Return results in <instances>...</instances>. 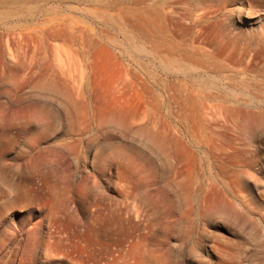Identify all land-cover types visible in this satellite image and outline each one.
Returning <instances> with one entry per match:
<instances>
[{"label":"rangeland","instance_id":"rangeland-1","mask_svg":"<svg viewBox=\"0 0 264 264\" xmlns=\"http://www.w3.org/2000/svg\"><path fill=\"white\" fill-rule=\"evenodd\" d=\"M0 264H264V0H0Z\"/></svg>","mask_w":264,"mask_h":264}]
</instances>
